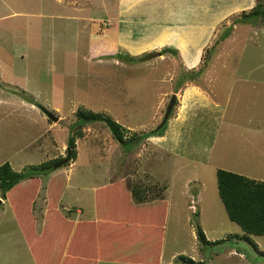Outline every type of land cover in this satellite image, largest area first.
Returning a JSON list of instances; mask_svg holds the SVG:
<instances>
[{
    "label": "rangeland",
    "instance_id": "obj_1",
    "mask_svg": "<svg viewBox=\"0 0 264 264\" xmlns=\"http://www.w3.org/2000/svg\"><path fill=\"white\" fill-rule=\"evenodd\" d=\"M239 2L0 0L2 41L11 46L18 36L25 51H31L24 58L14 59V76L19 78V85L4 83L3 87L8 96L33 100L37 109L30 110L27 105L25 111L14 114L32 116L37 112L56 121L51 132L41 138L45 146L35 154L30 152L32 146L20 151L22 146L16 145L23 142V136L26 141L36 134L39 122L28 124L19 116L15 121V115L0 122V126H20L17 141L11 139L12 135L0 140V160L12 157L11 167L16 171L42 164L51 166L40 174L41 185L33 208L38 225L51 177L62 182L59 208L65 215H73L76 209H82L83 215L89 213L94 200L92 189L117 178L122 179L118 184L129 194L137 182L153 186L150 197L159 193L163 196L166 188L162 187L166 186V238L159 264H194L178 259L179 255L200 264H264V234L251 235L256 246L240 237L241 228L227 216L216 182L218 168L264 181V19L233 25L232 20L250 11L257 0H243L241 5ZM228 6L234 10L221 19L215 17L214 11L222 16ZM224 25L230 26L231 34L218 42ZM193 26L199 28L197 32L206 45L196 63L189 65L188 56L182 59L177 48H185L181 36L193 32ZM216 43L217 50L201 81L187 82L173 92L181 68L200 69L206 60L205 49ZM191 48L190 54L195 51ZM114 53H121L123 58L108 56ZM145 54L151 55L146 60L127 59ZM188 84L197 86L206 99L218 102L219 107L211 102L197 104L186 114L187 120L179 123ZM173 93L176 102L168 117L172 121L159 128L160 133L166 130V139L180 153L169 159L156 151L154 155V145L147 137L137 144L123 145L102 121L83 122L74 114L78 107L109 114L129 129L126 136H130L158 128ZM80 124H84L83 135L75 141L76 158L55 167L56 161L67 155L72 128ZM7 140L9 143L4 145ZM18 157H28L31 163L20 164ZM151 170L153 175L147 176L145 173ZM131 202L136 203L133 198ZM63 205L67 208L62 209ZM134 214L131 217L138 219ZM160 218L159 215V221ZM155 226L159 228L160 224ZM198 227L209 243L198 241ZM232 249L243 257L231 253ZM116 254L113 251L111 256ZM0 264H34L1 193Z\"/></svg>",
    "mask_w": 264,
    "mask_h": 264
},
{
    "label": "trees",
    "instance_id": "obj_2",
    "mask_svg": "<svg viewBox=\"0 0 264 264\" xmlns=\"http://www.w3.org/2000/svg\"><path fill=\"white\" fill-rule=\"evenodd\" d=\"M259 18L264 19V2L257 0L255 6L250 11L242 12L241 15L232 20V24L235 25L240 22L251 24L252 21ZM229 27L223 26L218 38L216 37V41L224 40L231 34V28ZM217 43L205 49L206 60L200 69L186 71L181 68L176 75L173 92H177L187 82H195L197 84L201 81V77L204 76V69H206L212 55L217 50ZM150 55L147 54L139 58H126L134 61L146 60ZM108 56L123 58L121 53H114ZM74 114L77 119L83 122L102 121L109 129L112 137L123 145L126 143L137 144L140 140L156 134L159 130L154 128L148 131L133 132L130 136H126L129 129L118 123L109 114L95 112L92 109L84 107H78ZM83 125L74 126L67 139L66 150H69L70 159L72 160L76 158L75 141L83 135V131L81 130ZM61 160L62 158H59L56 162L58 163ZM49 168L51 166L47 167L42 164L40 167L31 166L28 170L16 171L7 161L0 165L1 197L8 202L34 264H90V260L92 261L91 264H96L98 261L124 264H159L167 207L166 202H162L159 206L160 212L158 214L161 217L159 232L149 245L141 244L139 247L130 250L124 248H114L111 250L96 249L100 244L105 246L106 244H110L108 241L116 238V236L105 235V239H102L101 236L97 240L95 239L94 231L97 225L105 219V215L101 213L103 211L101 206L103 193L110 191L113 198L120 196L118 198L125 199L126 203L123 202L122 207L128 210L132 198L135 202H142L150 197L149 192L153 189L151 184H143L142 182L132 184L130 194L126 193L116 183L97 188L94 191V220L74 223L67 220L59 208L60 197L63 192L62 182L55 177H51L46 184L44 197L46 205V211L43 216L44 224L40 231L37 232L33 207L41 185L40 174L41 172L48 171ZM216 182L218 194L227 216L241 228L242 234L240 237L256 246V243L251 240V235L264 234V181L218 168L216 169ZM165 188L166 186H163L162 190ZM156 197L163 198L161 193ZM112 207L113 204H111L110 210ZM134 218L135 216L132 217V220H135ZM83 232H85L84 235L87 238H84L83 242L78 243L79 235ZM196 233L197 239L201 244L209 243L200 227L197 228ZM85 248H89L88 254ZM101 250L103 251L100 252ZM113 251L117 252L118 255L111 256ZM124 251H126V254L123 253ZM178 259L194 264L201 263V261L194 262L191 258L183 255H179Z\"/></svg>",
    "mask_w": 264,
    "mask_h": 264
},
{
    "label": "crops",
    "instance_id": "obj_3",
    "mask_svg": "<svg viewBox=\"0 0 264 264\" xmlns=\"http://www.w3.org/2000/svg\"><path fill=\"white\" fill-rule=\"evenodd\" d=\"M236 1L237 2L240 1L239 4L241 5V2L243 0H236ZM235 7H237V5L234 6L233 8H235ZM231 8L232 7L228 6L226 11L222 14V16H219L220 13L218 12V10L214 11V14H217V16H215V17L216 18L218 17V19H221L225 13H228V12L234 10L233 8L232 9ZM197 29H199L197 26H193V29H192L193 32L190 31V32H186L187 34L186 33L182 34L181 41L184 42L183 46H185V48L181 49L180 46H178V48H177L180 51V55H182V59L183 58L186 59V56H188L187 61L190 62L189 65H194L196 63L200 51H202V49L206 45V43L203 42L204 39L202 38V35L200 34V32H197ZM1 37L2 36H0V122L3 121V119H5V118H9L11 115H15L14 114L15 112L25 111L23 108L27 105L29 106L30 110L37 109V107L33 103V100L32 101L31 100L25 101L24 99H22L16 95H13V96L6 95L5 88L3 87L4 83L9 84V85H16V86L19 85L18 84L19 78L14 76V74H16L15 73L16 72L15 67H13V64L15 63L14 59H16L18 56L20 58H24V56L26 54H30L31 51H25V48L22 46V43H19V40L17 39L18 36H15L13 38L14 43H12L11 46L7 45L6 41L5 42L2 41ZM191 41H192L193 45H197V47L190 45ZM190 46H192L191 49L195 50L192 54H190V50H189ZM134 50H136V51H134ZM134 50L133 51L135 53L138 52L137 49H134ZM133 51L130 53H132L134 55L135 53ZM191 55H193V56H191ZM134 56L137 57L136 55H134ZM192 58H193V60H191ZM11 59H13V60H11ZM186 64H187V62H186ZM9 72H12V74L8 75ZM23 81L27 84L26 79H23ZM185 89H186V91L184 92V94L182 96L184 98V100H183L184 103H183L181 113H180V116L178 119L179 123H180V121L187 120L186 114L187 113L189 114V111L191 109H193V107L197 104L207 105V103L211 102L215 107H219L217 105L218 102L215 103L214 101H212L209 98L206 99L204 97L203 93H201V91L197 89V86L188 84ZM206 95L208 96V93H206ZM197 97H199V98H197ZM203 98H205V99H203ZM198 99L200 101L197 102ZM17 116L22 117L24 121L28 122V124L29 123L35 124L38 122L40 123L36 134L33 133L32 135L28 136L26 141H25V137L23 136V142L22 143L18 142V145H16V146H22V147H20V149H18L20 151H24L25 148L32 146L33 150H31L30 152L33 154L38 153V151H40V149L45 146L43 144V141L41 140L42 136L43 135L47 136L48 133L51 132L52 128L55 127V125H56V121L50 120L47 115L38 114L37 112H36V114H32V116H30V114H28V115H24V114L15 115L14 116L15 121H16ZM170 121H172V120H170ZM170 121L167 120L166 123H168ZM18 129H20V126L17 124H8V125L0 126V140L8 139L9 135H12L13 137L11 139H13L14 141H17L16 139H18V135L16 134V131H18ZM157 129H159V128H157ZM159 131L160 130H158V132L156 134L147 137V138H149V142L154 145V147H153L154 148V155H155V151L157 153H160L163 157L167 156L168 159L172 158L174 155H179L180 153L175 152L174 146L168 142V139H166V133H167V132H165L166 130L162 131L161 133ZM46 139H51V137L46 138ZM214 142L212 143V146H213ZM7 143H9L8 140L4 143V145H6ZM19 144H22V145H19ZM64 146H66V145H63V147ZM17 148H19V147H17ZM31 153H30V155H31ZM52 156H55V155H52ZM11 159H12V157H8V160L7 159L6 160H7V162L10 163ZM16 160H19L20 164L31 163V161H29L28 157L27 158H24V157L19 158L18 157ZM4 161H5V159L3 157L0 160V162H4ZM10 165H12V163H10ZM152 173L153 172L151 170L145 174L147 176L149 175L151 177V175H153ZM111 182H117V184L119 182L122 184L123 181H122V179L117 178L114 181H110V183ZM110 183H106L103 186H106ZM98 188H100V187H98ZM96 189L97 188L92 189L93 192ZM166 191H167V187L164 191V194H163L164 197L163 198L149 197L148 199H146L142 202H136V203L131 202V204L128 206V210L125 207H122V204H121L123 201L126 203L125 199L123 200L121 198H118L120 196L113 198V195L110 191L103 193L102 194V200H101V206L103 208V211L101 213L103 215H105V219L99 225H97V227L95 228V230H94L95 231V239L99 240L101 236H102V239H105V235L116 236L117 239L113 238V239L109 240L108 242L110 244H106V246L103 244H100L98 246V248H96V249H100L102 247L107 248L109 250L114 249V248L135 249V248L139 247L141 244L149 245L151 243V241L153 240V238H155V236L159 232V228L157 226H155V223L160 224L159 214H158L160 212L159 206L161 205L162 202H166L167 207H168V201L165 197ZM93 196H94V194H93ZM44 197H45V195L43 196L44 205H43V208L40 210V213H39V215H40L39 218L41 220V223L39 225L36 222L38 215H36L34 213V210H33V214L35 216V228H36L37 232L40 231L42 225L44 224V217L43 216H44L45 211H46V207H45L46 205H45V198ZM1 199H2V201H5L8 204L6 199H3L2 197H1ZM37 199H38V196H37L36 200ZM35 203H36V201H35ZM111 204H113V207L110 210ZM61 208L66 209L67 206L63 205V207H61ZM76 208H79V207L76 206L75 209ZM9 209H10V207H9ZM77 210H78V212H77ZM167 210H166V213H167ZM72 211L75 212L73 209H72ZM134 213H137L138 219L132 220L131 215H133ZM63 215L67 220L72 221L74 223L82 222V221H92V220H94V200H93L92 209L86 215H83L82 209H80V211H79V209H76V212L73 215L72 214H69V215L63 214ZM165 220H166V216H165ZM84 234H85V232H83L79 235V238L77 240L78 243L83 242L84 238L85 239L87 238V236H85ZM165 238H166V234H165V226H164L163 236H162V241H161V251H162V245L164 243ZM22 239H23V237H22ZM23 242H24L25 249H27V251H28V248H27V245H26L24 239H23ZM85 250H86V253L88 254L89 248H85ZM103 250H101L100 252H102ZM96 252H98V251H96ZM230 252L234 253V254H238L240 257H243V254H241L237 251H234L233 249ZM28 253H29V251H28ZM29 255H30V253H29ZM174 256L175 255L173 254L172 257H174ZM30 257H31V255H30ZM160 259H161V252H160ZM89 262H90V264L92 263L91 260ZM101 263L124 264V263H118V262H105V261L104 262L98 261L96 264H101Z\"/></svg>",
    "mask_w": 264,
    "mask_h": 264
},
{
    "label": "water",
    "instance_id": "obj_4",
    "mask_svg": "<svg viewBox=\"0 0 264 264\" xmlns=\"http://www.w3.org/2000/svg\"><path fill=\"white\" fill-rule=\"evenodd\" d=\"M175 102H176V94L173 93V94L171 95L170 101H169V103H168V105H167V107H166L165 113H164V115H163V118H162V120H161V122H160L158 128L162 127V126L166 123V121L168 120V117H169V115H170V113H171V111H172V108H173ZM69 159H70V152H69V150H68V151H67V155H66V157H65L63 160H61L60 162H58V163L55 165V167H59V166H61L63 163H66Z\"/></svg>",
    "mask_w": 264,
    "mask_h": 264
}]
</instances>
